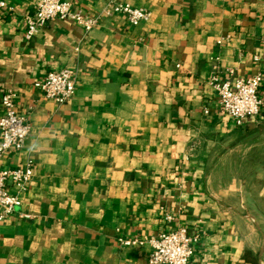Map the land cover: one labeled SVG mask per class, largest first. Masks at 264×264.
Masks as SVG:
<instances>
[{"label":"crops","instance_id":"obj_1","mask_svg":"<svg viewBox=\"0 0 264 264\" xmlns=\"http://www.w3.org/2000/svg\"><path fill=\"white\" fill-rule=\"evenodd\" d=\"M1 1L0 113L12 91L32 126L1 165L35 170L0 222V264H148V244L118 237L180 227L201 235L189 264H264V80L242 125L210 84L264 78V0H72L99 24L55 19L30 38L38 0ZM111 1L152 16L134 26L103 14ZM63 68L78 79L58 104L34 83Z\"/></svg>","mask_w":264,"mask_h":264},{"label":"built area","instance_id":"obj_2","mask_svg":"<svg viewBox=\"0 0 264 264\" xmlns=\"http://www.w3.org/2000/svg\"><path fill=\"white\" fill-rule=\"evenodd\" d=\"M0 5L4 6L5 3L1 1ZM113 13L125 14L134 26L148 21L152 16L148 9L118 1L109 2L103 10L105 15ZM100 17L87 15L76 9L72 0H38L35 12L26 16V36L32 37L39 28L55 19L73 21L89 32L99 24ZM77 79V71L73 68L50 70L44 79L36 81L34 86L45 98L63 104L75 94ZM263 80L262 74L235 80H223L213 75L210 84L217 94L221 112L242 125L247 118L256 116L261 110L263 100L259 90ZM1 102L3 108L0 113V222L16 211L21 193L32 180L35 170L33 158H29L24 165L14 168H5L1 165V160L7 152L19 150L24 146L32 129L28 116L19 112L12 91L4 93ZM9 183L14 184L18 191L12 192ZM165 218L169 222L174 219L170 213H166ZM200 238V234L191 235L186 228L180 227L147 238L119 236L118 242L122 246L148 244L150 246L148 264H189Z\"/></svg>","mask_w":264,"mask_h":264}]
</instances>
